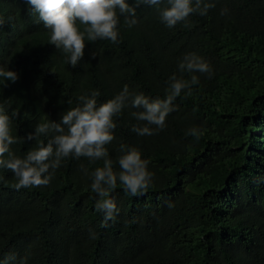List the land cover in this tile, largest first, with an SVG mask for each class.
<instances>
[{
	"label": "trees",
	"instance_id": "trees-1",
	"mask_svg": "<svg viewBox=\"0 0 264 264\" xmlns=\"http://www.w3.org/2000/svg\"><path fill=\"white\" fill-rule=\"evenodd\" d=\"M213 2L207 15L172 28L158 6L141 5L135 25L120 17L117 43L86 40L73 68L25 0H0V67L19 77L0 78V105L21 158L36 145L27 134L59 121L81 95L99 91V104L127 85L163 98L187 53L212 69L196 73L191 95L176 98L154 135L133 131L143 124L136 109L114 117L115 138L106 145L114 171L120 145L134 146L150 161L153 181L136 196L118 182V214L107 225L90 187L103 160L66 158L47 186L20 190L0 168V264H264V0ZM193 127L204 130L199 139L187 134Z\"/></svg>",
	"mask_w": 264,
	"mask_h": 264
},
{
	"label": "clouds",
	"instance_id": "clouds-1",
	"mask_svg": "<svg viewBox=\"0 0 264 264\" xmlns=\"http://www.w3.org/2000/svg\"><path fill=\"white\" fill-rule=\"evenodd\" d=\"M33 14H38L43 27L49 30V44L67 57L75 68L84 56L85 41L109 40L118 42L120 17L129 27L135 25L136 9L141 5L158 6L160 20L169 28L186 23L192 14L207 15L215 7L213 0H25ZM164 5L163 7H159ZM227 9L221 10V15ZM12 17H8L11 23ZM5 21L0 18V27ZM179 76L169 78L163 98H149L143 93L133 94L125 85L123 90L103 103H97L99 91L81 95L77 106L68 109L59 121L50 120L36 125L34 132L24 138L25 142L36 141L26 156L18 157L11 146L18 143L12 135L11 119L3 105H0V168L10 170L16 183V190L47 186L63 160L69 157H85L90 161L103 160V166L91 173V190L96 194L95 208L104 215V224L114 220L118 214L115 198L112 196L117 184L133 196L147 191L153 181L149 171V160L142 159L136 147L120 145L122 153L118 159L120 171L113 169L106 145L114 140L116 123L114 117L125 108L136 109L131 114L142 125L133 131L140 136L154 135L165 127L167 116L175 110L174 101L184 92L191 95L192 85L199 83L196 73L211 74L210 65L195 53H187L178 64ZM184 73L191 79L183 78ZM0 78L15 83L18 74L0 67ZM6 86V85H5ZM155 126V127H152ZM204 130L193 127L187 133L197 139ZM50 137L45 144L39 138ZM85 174H88L86 170Z\"/></svg>",
	"mask_w": 264,
	"mask_h": 264
}]
</instances>
